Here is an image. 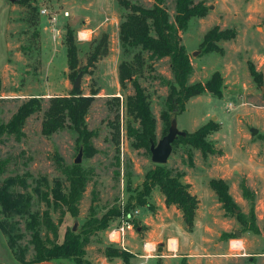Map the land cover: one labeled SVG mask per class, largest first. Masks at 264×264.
I'll list each match as a JSON object with an SVG mask.
<instances>
[{
  "label": "rangeland",
  "instance_id": "rangeland-1",
  "mask_svg": "<svg viewBox=\"0 0 264 264\" xmlns=\"http://www.w3.org/2000/svg\"><path fill=\"white\" fill-rule=\"evenodd\" d=\"M128 1L146 8L152 4L150 0ZM198 1L208 7L207 15L191 18L186 30L180 34L193 66L189 82H205L214 72H219L223 79L222 97L210 94L192 97L184 112L171 113V120L175 119L177 129L186 133H193L210 120L218 123L220 130L208 140L219 153L204 159L198 150L179 143L172 147L166 163L168 168L184 174L182 181H186V175L195 181L201 199L195 231L188 230L183 221H173V235L178 239L166 233L158 239L167 242L173 238L170 242L174 243V250L156 243V251L151 252L154 259L137 256L145 253L138 250L142 240L147 238L149 227L143 218L155 212L154 203L160 193L157 188L153 189L148 197L151 206L138 205L134 199L145 173L155 164L145 149L137 150L131 146L126 133L128 124L133 127L138 124L126 113L124 106L125 98L133 94V88L130 83L121 88L118 73L119 65L123 61L132 62L135 52L126 55L120 46L119 24L125 12L117 0H35L29 6L0 0V122L7 123L21 103L29 98L41 100V111L27 119L19 140L7 135L0 138V162L6 160L0 182L8 177L24 176L26 185H17L14 189L29 192L31 209L41 212L46 205L34 190L36 187L39 191L46 189L44 183H39L40 179L46 178L52 186L54 181L65 179L61 166L77 164L92 172L91 179L80 200L79 215L74 218L65 213L58 229L74 224L76 229L79 228L81 220L89 217L90 206L94 208V215L100 217L124 202L140 211L136 223L141 228L133 234L134 242L130 246L132 255L137 256L132 260L133 264H156L157 259H161L157 258L160 253L170 255L165 259L171 264L181 261L185 264H264V0H195ZM165 7L172 21L174 0H165ZM41 9L55 15L60 40L52 41L51 26L47 17L41 15ZM64 12L68 13L67 17ZM215 26L220 30H234L236 37L217 43L223 54L203 53L200 47L203 36ZM67 30L73 32L78 47V73L73 79L67 68ZM83 31L90 32L89 40H78V33ZM103 35L107 36V53L94 67H88L89 56ZM142 59L143 65L136 76L155 117L156 144L166 135L160 113L165 110L168 95L165 81H171L172 75L167 58L150 60L144 53ZM249 64L262 76L260 85L251 77ZM77 77L78 89L83 95L88 96L91 91L97 93L85 118L87 129L94 133L88 145L92 148L89 152L95 153L90 156L86 155L88 151L83 144L76 142V134L71 130L64 129L49 137L41 134L49 98L69 94ZM251 130L257 133L253 136ZM56 155L62 165L57 163ZM78 159L79 163L76 162ZM219 177L228 178L230 194L234 200L238 197L236 212L244 213L248 223L253 206L259 233L246 230L235 213L225 214L207 183ZM242 182L252 191V201L242 195ZM51 216L56 222L59 212L51 211ZM0 218H3L2 214ZM15 219L20 221V229L25 234L20 243L27 244L29 235L24 229V218L16 216ZM115 223L116 217L110 219L109 227ZM109 227L89 236L86 246L99 247L95 258H99L109 244L106 239ZM223 233L232 236H223ZM231 240L240 242L237 248L230 244ZM9 251L10 257L19 264L12 250ZM31 255L30 246L26 258ZM112 259L124 264L119 257ZM0 261L9 264L6 252L3 253L1 248ZM54 263L74 264L68 260Z\"/></svg>",
  "mask_w": 264,
  "mask_h": 264
},
{
  "label": "trees",
  "instance_id": "trees-1",
  "mask_svg": "<svg viewBox=\"0 0 264 264\" xmlns=\"http://www.w3.org/2000/svg\"><path fill=\"white\" fill-rule=\"evenodd\" d=\"M35 0H15L16 4L29 6ZM151 7L146 8L134 4L128 0H117L118 5L125 12L119 24L118 39L120 46L126 55L132 56V62L123 61L119 65L118 80L121 88L130 83L133 94L125 98L126 113L137 122L138 127L130 124L126 127V133L131 139V146L134 149H145L148 153L151 142L155 143L156 121L151 111L150 102L144 88L140 85L137 73L143 65V54H147L150 60H169V69L172 75L171 81H165L168 87V95L165 99V110L160 113L163 124V134L167 133L171 123V113L181 114L185 105L192 97L203 94H210L213 97H222L223 79L219 72H214L205 82L190 83L193 73V66L186 48L181 43L180 34L187 28L191 18H203L208 13V7L203 1L195 0H174L175 13L170 21L169 13L165 7V0H150ZM234 30H220L215 26L209 30L202 39L200 47L203 53L223 54V49L217 45L220 41L235 39ZM67 68L70 71L69 77L73 79L78 71V47L73 32L67 30L65 38ZM107 53V36L103 35L99 43L94 47L87 61L88 67L94 64ZM249 73L257 84L262 83V76L256 72L252 64L248 66ZM96 91L90 95H83L80 89H72L66 96L51 97L48 100V107L43 114L41 122V134L49 137L59 131L68 129L76 134V142H81L85 147L86 155L90 156L95 152L88 145L89 140L94 136L92 131L87 129L86 116L93 102ZM41 111V100L29 98L21 103L7 123L0 122V138L4 135L14 136L19 140L23 136L22 128L27 119ZM220 130V125L210 120L199 127L193 133H186L184 137H178L172 144H183L198 150L202 158L215 155L217 152L208 140V137ZM56 161L62 165L60 157L56 155ZM6 160L0 162V175L4 172ZM64 180H56L51 186L46 178H41L39 183L46 186V189L34 190L39 199L44 202L46 208L43 211L31 209L32 196L29 192H20L14 189L17 185L25 186L24 176L8 177L0 182V230L7 238L9 248L19 264H31L36 262H58L61 260L72 261L74 264H84L85 246L89 236L97 230L109 227L110 219L117 217L118 209L111 208L100 217L94 215V208L90 206L89 217L81 220L79 228L72 230L67 227L61 242L58 241V226L62 223L65 213L76 218L79 215V203L85 191L87 183L91 179V171L84 170L80 165L71 167L61 166ZM26 176L30 177L29 174ZM184 174L168 168L166 165H155L149 169L142 181L140 189L134 199L138 205H148V197L153 189L157 188L164 195L166 205H175L182 215V220L188 230L194 224V217L198 207V199L189 190L190 185L182 181ZM209 187L216 194L218 202L227 213H235L237 220L243 224L246 230L259 233L255 222L253 206L250 209V223L242 212L237 211V203L229 192V185L223 179H211ZM241 193L244 197L253 200L252 191L244 183H241ZM129 206V204H127ZM51 211H58L59 217L55 222ZM24 218V229L28 233L27 244L22 245L20 241L25 234L20 229V221L15 217ZM13 218V219H12ZM12 219V220H11ZM44 231V233H43ZM223 236H232L223 233ZM32 250L29 259L26 258L28 251ZM104 254L108 259L119 257L123 263L128 264L132 254L107 244ZM0 264H3L0 262ZM157 264H159L157 262ZM178 264H185L184 261Z\"/></svg>",
  "mask_w": 264,
  "mask_h": 264
},
{
  "label": "crops",
  "instance_id": "crops-1",
  "mask_svg": "<svg viewBox=\"0 0 264 264\" xmlns=\"http://www.w3.org/2000/svg\"><path fill=\"white\" fill-rule=\"evenodd\" d=\"M214 179H220V177L219 178H214ZM221 179H223L224 181H227L228 178L221 177ZM185 180L186 181H184V182H186V183H188L190 185V187H189L190 192L192 194H195L197 199H198V207L196 209V213H195V217H194V224H193V227H192V230L195 231L196 228H197L196 227L197 226V222L196 221H197L199 205H201V199L199 198L198 193H197L198 191H197V189L194 186L195 185L194 184L195 181H192L189 178L188 175H186ZM207 183H208V181H207ZM159 193H160V195L156 199V202L154 203V204H156L155 212L152 215L151 214L150 215H146L143 218L144 223L146 224V226H149V227L146 230V237L147 238L143 239L142 243H140V245H139V249L138 250L141 251V252H143V250H144L143 249V243L144 242H148V243L153 244V245H155L157 243V244L162 245L163 248L167 247L168 250L172 249V246H174V243L170 242V241L173 238H169L167 240V242L162 240V239H158V238H159L160 235H163L165 233L166 234H170L173 237L174 236L173 235V231L174 230H173V227H172L173 221L178 220L181 223L183 221L182 220L181 211L175 205H166L165 202H164V195L160 191H159ZM152 198H154L153 195H152ZM236 200H238V197L235 199V201ZM140 228H141L140 226H137V230L136 231H139ZM65 230H66V227L65 228L60 227L58 229V241L59 242H61L63 240V236H64V233H65ZM185 233H186V231H185ZM174 237H176V236H174ZM132 238H133V234H131L129 236V238H128V249L126 250L127 252H129L131 254H133V251L130 250V246H132V243L134 242V240ZM155 239H158V240H156V242H155ZM0 248L2 249L3 253L6 252V257H7V260H8L9 264H17L12 259V257H10V255H11L10 252L11 251H9V250H11V249L8 246V243H7V240H6V236L4 235V233L2 231H0ZM97 249H99V247H97L96 249H95L94 246H90V247L86 246L85 247V250H86V254H85L86 255L85 256L86 263H84V264H120L118 261L116 262L113 259H108L105 256L104 253L100 254L101 256L99 258H95ZM172 250H174V249H172ZM137 256H143V255L139 254ZM137 256L135 255V257H137ZM168 256H170V255H164L163 253H160V255H158L157 258H161V259H157V262L159 264H166V263L167 264H169V263L171 264V261L165 259V258L169 259ZM135 257L132 255L128 264H133L132 260ZM150 258L154 259L153 256L149 257V259ZM157 262H156V264H157ZM187 262H190V259H187ZM1 263L5 264L4 262H1ZM175 264H177V263H175Z\"/></svg>",
  "mask_w": 264,
  "mask_h": 264
},
{
  "label": "built area",
  "instance_id": "built-area-1",
  "mask_svg": "<svg viewBox=\"0 0 264 264\" xmlns=\"http://www.w3.org/2000/svg\"><path fill=\"white\" fill-rule=\"evenodd\" d=\"M40 13L42 16L47 17L49 24L51 26L50 33L53 42L60 40L61 32L55 27L56 17L55 15L49 14L46 9H41ZM64 17L68 16L67 12L63 13ZM90 32L83 31L78 33V40L87 41L89 40ZM232 107L229 106V109ZM118 215L116 217V223L110 226L106 230L107 242L120 250L126 251L128 249V238L131 234H134L137 230V218L139 217L140 211L137 208L128 206L124 202H120L117 206ZM230 244L237 248L240 244L237 240H231ZM145 258L152 256L151 252L156 251V246L148 242L143 243Z\"/></svg>",
  "mask_w": 264,
  "mask_h": 264
},
{
  "label": "water",
  "instance_id": "water-1",
  "mask_svg": "<svg viewBox=\"0 0 264 264\" xmlns=\"http://www.w3.org/2000/svg\"><path fill=\"white\" fill-rule=\"evenodd\" d=\"M14 2L15 0H8ZM74 89L79 88V77L76 78L74 84ZM264 92V88L262 89ZM257 133L256 130H251V134L254 136ZM186 133L184 131H179L176 126V120H171L170 126L166 135H164L156 144L151 142L149 147L151 162L155 165H166L170 154L172 153V144L178 137H184ZM79 163V159L76 161ZM76 229V224L73 225L72 230ZM31 264H55L54 262H36Z\"/></svg>",
  "mask_w": 264,
  "mask_h": 264
}]
</instances>
